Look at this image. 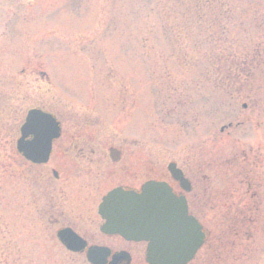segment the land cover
Segmentation results:
<instances>
[{"label":"rangeland","instance_id":"rangeland-1","mask_svg":"<svg viewBox=\"0 0 264 264\" xmlns=\"http://www.w3.org/2000/svg\"><path fill=\"white\" fill-rule=\"evenodd\" d=\"M225 1L232 16L217 40L176 0H0L1 262L85 264L23 193L15 141L24 106L40 101L57 104L60 115L74 105L107 147L138 148L140 180L162 177L172 162L203 165L204 196L219 199L218 230L204 221L221 249L237 222L231 205L261 211L251 239L224 248L213 264H264V0ZM226 51L231 69L253 61L244 68L250 77L216 75L211 61ZM126 123L133 128L116 139ZM250 181L261 184L257 199Z\"/></svg>","mask_w":264,"mask_h":264},{"label":"flooded vegetation","instance_id":"flooded-vegetation-1","mask_svg":"<svg viewBox=\"0 0 264 264\" xmlns=\"http://www.w3.org/2000/svg\"><path fill=\"white\" fill-rule=\"evenodd\" d=\"M37 78L49 84L51 82L49 76L41 71ZM62 84L65 90V85L63 82ZM68 92L69 96L74 97L73 90ZM27 96L25 93V102H27ZM24 107V114L22 113L19 123V135L15 141V149L22 160L23 193L30 198L36 210L40 207L41 218L50 217V225L57 229L56 239L59 244L69 253L83 256L85 264H149L150 242L140 238H128L107 230L108 219L103 209L107 208L104 206L106 199L114 190L122 189L126 192L141 193L142 188L152 181L168 184L174 198L182 202L188 214L196 220L201 226V232L205 234L203 245L188 264H213L223 259L221 253L225 251L224 248H227V252H231L235 250L237 244L246 241L247 238L251 239L252 233L243 228L247 223L244 221L256 220L258 223L261 217L258 207H254L253 215H248L249 212L245 213L246 208L231 205L229 218L236 219L237 222L230 225V231L233 229L234 233H229L227 245L222 243L223 249H221V238L218 232L212 230L211 233V230L207 228L205 218L212 220L211 225L218 230L214 221L217 224L219 222L220 206L219 199L210 198L211 201H209V197L204 196L203 184L207 179H204L203 165L188 167L185 164L172 162L166 166L162 177L152 176L140 180L138 148H134L133 145L130 148L129 144L122 141L118 146L111 144L107 147L104 141L107 136L103 135V138L101 133L87 131V127L90 126L75 116L74 105H71L67 114L62 115L58 111L57 104L43 105V102L35 101ZM34 111H39L50 119L42 118L38 126L44 136L42 147L38 150L43 154L48 151L46 161L40 164L28 160L18 151V141L23 137L22 130L25 128L27 132L29 115ZM85 122L91 124L88 121ZM121 127V132H125L119 131L114 134L116 139L118 137L123 139L124 134L128 135L133 128L129 123ZM56 129L58 133L51 139L50 146L46 150V140L55 134ZM33 140V135L25 138L26 142ZM154 162L155 160L150 156L148 167L154 168L156 165ZM171 164H175L176 169L181 172L185 180L183 187L169 171ZM64 187L69 189L70 194L59 196L57 193L60 188L64 190ZM247 187H249L247 193H253V199H257L261 184L250 181ZM26 189H29V192ZM114 199L117 202L128 201L121 198ZM117 208L123 211L131 207L128 205L109 207L114 212ZM163 209L166 210V207L162 205L151 207L153 213ZM174 209L171 208L169 211L174 213ZM61 232H66L72 237V244L80 249L78 252H71L64 246L58 238Z\"/></svg>","mask_w":264,"mask_h":264},{"label":"water","instance_id":"water-1","mask_svg":"<svg viewBox=\"0 0 264 264\" xmlns=\"http://www.w3.org/2000/svg\"><path fill=\"white\" fill-rule=\"evenodd\" d=\"M244 107L246 108V105ZM47 117L49 116L39 111L30 113L27 132L24 128L22 130L23 137L18 141V151L25 158L37 164L45 162L48 157V151L43 154L38 150L42 147L44 140L38 126L41 124L42 118L49 119ZM54 132L55 134L46 140V150L58 130L56 129ZM31 135L34 136V140L26 142L25 138ZM169 171L183 187L185 180L181 172L176 170L175 164L169 166ZM174 197L167 184L157 182L148 183L141 194L125 192L121 189L115 190L108 195L104 205L107 208L103 209L108 219L106 229L128 238L149 241V264H188L202 246L204 234L198 223L188 215L182 202ZM114 198L128 201L117 202ZM117 205H128L131 208L123 211L117 208L115 212L109 209V207ZM157 205L165 206L166 211L153 214L151 207ZM171 208H175L174 213L169 211ZM58 238L67 249L74 252L80 250L74 247L72 237L66 232L59 233Z\"/></svg>","mask_w":264,"mask_h":264},{"label":"trees","instance_id":"trees-1","mask_svg":"<svg viewBox=\"0 0 264 264\" xmlns=\"http://www.w3.org/2000/svg\"><path fill=\"white\" fill-rule=\"evenodd\" d=\"M176 2L180 3L181 6H185L187 5V15H188V20H199L200 23L205 22V25L203 24L202 28H203V33L206 32L208 33V35L212 38H216L218 40V38L220 36H225L226 31H224L223 29H221V32H218L220 29V24L222 22H224L227 18H230L232 16V9L230 7H228V2L225 0H176ZM180 6V10L181 7ZM200 7V9L198 10V8ZM196 14L198 15V17H196ZM230 15V17H229ZM219 35V37H218ZM217 36V37H215ZM223 41V40H220ZM222 49V48H221ZM220 49V50H221ZM227 51L224 53L220 52V55L218 56L217 59H212L211 61V67L214 69V71L216 72L217 76L222 77L224 74H228L233 72V74H236L237 76L240 77L241 76H247L246 71H245V67L249 68V66H251V64L253 63V61L248 62L249 59H243L241 63H239L238 65L232 66L234 68L231 69L230 65H231V61L229 60L230 57H228L227 55ZM232 59V56H231ZM254 60V58H253ZM230 70V71H228ZM250 78H247V80L249 81ZM245 227L250 229L249 231H251L252 229V225L256 226L255 231L257 228L258 223L256 222V220L252 221V222H248V221H244ZM0 255V258H2ZM0 264H8V262H1Z\"/></svg>","mask_w":264,"mask_h":264}]
</instances>
